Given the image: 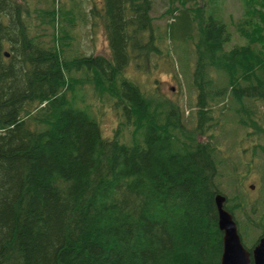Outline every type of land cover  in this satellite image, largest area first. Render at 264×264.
Instances as JSON below:
<instances>
[{"label":"trees","instance_id":"trees-1","mask_svg":"<svg viewBox=\"0 0 264 264\" xmlns=\"http://www.w3.org/2000/svg\"><path fill=\"white\" fill-rule=\"evenodd\" d=\"M30 1L0 0V264H220L218 195L247 249L263 238L264 202L244 190L253 169H239L249 154L264 171L255 38L240 29L248 44L226 49L225 24L169 0L168 38L179 35L193 66L182 77L198 109L187 129L175 106L126 75L162 51L154 0H99L82 12L93 30L101 23L108 57L71 47L72 7ZM106 104L120 117L111 136L97 117Z\"/></svg>","mask_w":264,"mask_h":264},{"label":"rangeland","instance_id":"rangeland-1","mask_svg":"<svg viewBox=\"0 0 264 264\" xmlns=\"http://www.w3.org/2000/svg\"><path fill=\"white\" fill-rule=\"evenodd\" d=\"M58 1H60L59 6L57 5ZM94 1L98 3L99 0H72L71 2L69 0H54L56 4L53 9L61 12L63 8L71 9L70 7H72V14L76 19L79 18L80 22H77L75 19V25L69 28L70 31L67 32L71 37V41H74L71 45V47L74 46V50L79 49L80 54H91L92 52L108 57V44L101 23L99 22L97 28L93 30L90 19L85 21L80 16L83 15V11L84 14H89V9ZM30 2L32 9L40 7L50 9L52 7V3L50 7H45L38 5L37 0L36 2L34 0ZM169 3V0H154L150 11L152 24L155 28V36L161 35L163 37L162 42H156L162 51L157 55L150 56L148 60H139V67L136 70L132 64L126 75L135 80L147 96H151L154 100L160 98L164 103L175 106L178 109L177 114L180 121L184 123L187 129H191L196 125L195 113L198 109L196 107L195 92H191L194 90L191 86L187 85L184 79L188 78L187 75L192 74L193 66L192 62H189L188 69L187 62L190 57V51L188 47H185L184 42L179 40V35L176 36L175 33L176 37L168 38V25L173 20V15L170 14L171 6ZM187 5L193 9L192 11L202 9L205 16L212 17L214 20L226 25L230 37L226 49L232 48L235 45L243 46L248 44V41L241 36L240 29L246 31L247 34H251L255 38L256 45L264 48V0H190ZM176 6H178V3L174 4V7ZM41 32L43 31L40 30ZM46 32L50 33V29L46 28ZM58 34L59 29L54 32L56 38ZM45 39L47 40L48 37H45ZM46 40L44 41L46 42ZM166 52L169 54V57L165 56ZM87 93L88 101L92 102L94 97L90 95V90ZM97 117L100 120L103 134L111 136L120 120L116 111L113 107H109L106 104L100 108ZM258 139V136L255 135L257 145L262 144L263 141ZM202 140L203 138L200 137L199 141ZM204 140L206 141V137H204ZM217 140L218 142L221 140L218 134ZM220 143L221 149H224L223 140ZM237 159L238 156L234 158V163L238 161ZM239 161L240 170L246 171L247 164L248 166L251 165L253 169L251 173L246 175L244 190H249L250 186H254L250 197L256 200L261 199L259 201L264 202V171L261 172V163L257 158L253 159L249 154H247L245 160ZM259 183H262V188L258 189L257 193L256 187H258ZM254 238L255 236L246 237L247 243L244 244L249 247Z\"/></svg>","mask_w":264,"mask_h":264},{"label":"water","instance_id":"water-1","mask_svg":"<svg viewBox=\"0 0 264 264\" xmlns=\"http://www.w3.org/2000/svg\"><path fill=\"white\" fill-rule=\"evenodd\" d=\"M223 202L221 197L215 198L218 227L223 234L220 264H264V237L247 250L241 242L232 216L223 209Z\"/></svg>","mask_w":264,"mask_h":264},{"label":"bare ground","instance_id":"bare-ground-1","mask_svg":"<svg viewBox=\"0 0 264 264\" xmlns=\"http://www.w3.org/2000/svg\"><path fill=\"white\" fill-rule=\"evenodd\" d=\"M121 39V38H120ZM124 40V39H123ZM7 55V54H6ZM142 60V59H141ZM98 78V77H97ZM135 109V108H134ZM140 115V114H139ZM219 197H221L222 199H224V202H223V209L225 210V211H227L226 209H225V207H224V204H225V197L223 196V195H218ZM218 196H216V197H218ZM215 207H216V204H215ZM216 211H217V209H216ZM231 216H232V218H233V220H234V222H235V224H236V228H237V232H238V235H239V237H240V239H241V236H240V233H239V231H238V227H237V223H236V221H235V219H234V216L229 212V211H227ZM217 224H218V217H217ZM219 228V227H218ZM222 233V232H221ZM222 237H223V234H222ZM222 255V254H221ZM220 261H221V258H220Z\"/></svg>","mask_w":264,"mask_h":264}]
</instances>
